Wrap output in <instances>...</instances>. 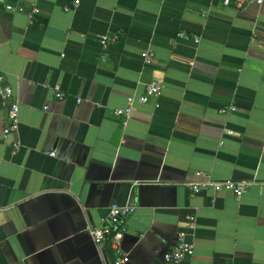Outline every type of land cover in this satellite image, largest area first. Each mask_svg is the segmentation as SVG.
<instances>
[{
  "label": "crops",
  "instance_id": "obj_1",
  "mask_svg": "<svg viewBox=\"0 0 264 264\" xmlns=\"http://www.w3.org/2000/svg\"><path fill=\"white\" fill-rule=\"evenodd\" d=\"M75 1L0 12V89L20 106L5 136L0 94V264H114L89 232L114 203L135 207L123 264H167L180 232V264H264V4ZM153 79L162 94L124 126L115 109ZM204 173L251 184L194 193Z\"/></svg>",
  "mask_w": 264,
  "mask_h": 264
},
{
  "label": "built area",
  "instance_id": "obj_2",
  "mask_svg": "<svg viewBox=\"0 0 264 264\" xmlns=\"http://www.w3.org/2000/svg\"><path fill=\"white\" fill-rule=\"evenodd\" d=\"M225 6H234L236 8H243L248 5H257L262 6L264 0H222ZM79 1L76 0L74 5L77 6ZM14 7L5 2V0H0V12L6 9H13ZM70 8L67 7L66 10ZM35 11H37L35 9ZM31 16L33 14H30ZM117 38L114 36H104L101 38V43L104 48L108 46L109 43L115 41ZM145 63L152 64L154 62L153 54L150 52H144L142 54ZM4 75L0 73V83L3 82ZM163 84L159 79H153L146 85V93L141 96L132 95L128 98V105L124 108H116L115 114L124 116V126L128 124V121L133 112L135 103H147L151 98L159 97L162 94ZM0 94L3 99L9 100V111L8 119L9 122L4 128V135L8 136L9 134L16 132L19 127V101L14 99V91L11 86H4L0 89ZM64 93L56 86V96L57 98H63ZM81 101V99H78ZM47 109V107H46ZM232 110L235 108L232 107ZM224 113L228 110H223ZM20 142H14L15 150L20 148ZM55 155V152L51 153ZM204 180L200 182H193L190 184L191 189L194 193L201 190L212 189L213 191H222L227 190L231 191L238 199H240L243 194L249 188L251 182L247 180H235L233 178H227L223 180H216L211 178L207 173L203 174ZM135 207L130 205H120L114 203L111 205L110 210L107 216L101 218L100 223L94 227L89 228L91 237L97 244L102 242H108L113 248L119 253V258L115 261L114 264H123L129 261V256L124 254L122 250V241L127 231L125 225V216L131 214L134 211ZM193 245L186 240V233L180 232L178 234L177 242L175 247L172 250L165 252V260L167 264H180L183 258L186 255L193 254Z\"/></svg>",
  "mask_w": 264,
  "mask_h": 264
}]
</instances>
